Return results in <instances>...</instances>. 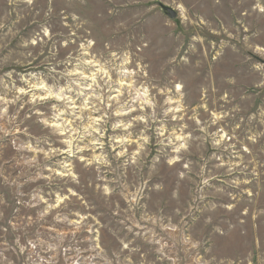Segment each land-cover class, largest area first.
<instances>
[{
  "label": "rangeland",
  "instance_id": "1",
  "mask_svg": "<svg viewBox=\"0 0 264 264\" xmlns=\"http://www.w3.org/2000/svg\"><path fill=\"white\" fill-rule=\"evenodd\" d=\"M0 264H264V0H0Z\"/></svg>",
  "mask_w": 264,
  "mask_h": 264
},
{
  "label": "water",
  "instance_id": "2",
  "mask_svg": "<svg viewBox=\"0 0 264 264\" xmlns=\"http://www.w3.org/2000/svg\"><path fill=\"white\" fill-rule=\"evenodd\" d=\"M160 8L170 19H175L177 17V12L172 8L164 6L162 4L160 5Z\"/></svg>",
  "mask_w": 264,
  "mask_h": 264
}]
</instances>
